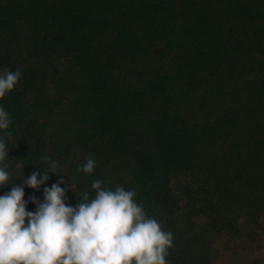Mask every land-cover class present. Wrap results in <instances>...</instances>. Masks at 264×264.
<instances>
[{
	"label": "trees",
	"instance_id": "16d2710c",
	"mask_svg": "<svg viewBox=\"0 0 264 264\" xmlns=\"http://www.w3.org/2000/svg\"><path fill=\"white\" fill-rule=\"evenodd\" d=\"M5 68L0 196L34 212L63 179L74 207L99 179L172 232L169 264H264V0H0Z\"/></svg>",
	"mask_w": 264,
	"mask_h": 264
},
{
	"label": "clouds",
	"instance_id": "9594fccd",
	"mask_svg": "<svg viewBox=\"0 0 264 264\" xmlns=\"http://www.w3.org/2000/svg\"><path fill=\"white\" fill-rule=\"evenodd\" d=\"M19 70L0 71V99L10 93L21 78ZM11 120L0 106V187L9 184L10 172L5 137ZM47 162L45 171L36 168L24 184L39 190L57 174L58 162L42 157ZM96 161L86 157L77 171L91 174ZM40 177V179H38ZM58 180L44 188V201L36 210L26 211L25 192L13 184L0 196V264H169L166 257L173 247V234L147 215L143 205L134 199V189L116 185L105 187L99 179L91 183L95 196L84 191L76 206L66 205L65 189ZM27 220V223H26Z\"/></svg>",
	"mask_w": 264,
	"mask_h": 264
}]
</instances>
